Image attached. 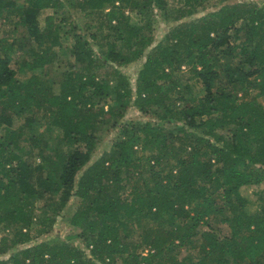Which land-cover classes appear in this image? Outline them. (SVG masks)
<instances>
[{
  "label": "trees",
  "instance_id": "obj_1",
  "mask_svg": "<svg viewBox=\"0 0 264 264\" xmlns=\"http://www.w3.org/2000/svg\"><path fill=\"white\" fill-rule=\"evenodd\" d=\"M84 1L88 14L105 15L89 33L61 13L63 0H0V17H18L14 37L0 36V225L11 235L0 238V253L49 232L54 217L35 213L37 199L61 193L64 204L71 190L80 202L69 220L88 246L42 239L0 264H264V204L249 211L242 191L264 182V102L238 95L254 79L264 100V7L224 5L171 26L145 54L133 90L119 67L113 86L96 69L144 55L155 8L181 2L173 11L184 16L204 0ZM61 34L73 39V59L59 63L55 81L41 71ZM90 38L100 40L97 51ZM17 51L31 70L24 78L12 65ZM132 103L154 105L161 122L125 123L77 177L99 129ZM210 213L228 234L200 229Z\"/></svg>",
  "mask_w": 264,
  "mask_h": 264
},
{
  "label": "rangeland",
  "instance_id": "obj_2",
  "mask_svg": "<svg viewBox=\"0 0 264 264\" xmlns=\"http://www.w3.org/2000/svg\"><path fill=\"white\" fill-rule=\"evenodd\" d=\"M64 6L60 9L61 13L63 15H66L68 18H70L73 22L80 25L84 31L85 28H87L88 24H93V29L97 27V25L100 24L101 21L105 20V15H102L101 17H97L96 15L88 14V3L84 0H63ZM147 2L146 0H143V3ZM242 3H250V4H257L260 7H264V0H204L201 4H198L195 9H193V13L188 15H179L180 12L173 11L175 8L180 6L181 2H174L171 3L170 8H168V12L165 13L160 9H154V13L151 16V28H152V40L149 45L144 50V55L137 60L129 63L128 65H117L114 62H108L105 66H101L97 68L98 75L101 77H104L108 80V83H111L113 86L116 82L115 77V69L116 67H119L120 70L126 75L127 81L129 82L130 87L135 90L137 85V76L138 71L145 60V54L150 51L157 43L160 41L166 32L170 29L171 26L176 25L182 21H188L194 17L205 15L208 13H211L213 11L219 10L224 5H231V4H242ZM116 4L127 13H131V8L129 6H125V4L120 5V1H117ZM53 8H43L39 12V18L41 26H44L45 24V17L47 14L53 12ZM16 16L9 15V16H2L0 17V36H4L7 34H10L8 37L11 39L15 35L14 31V24L16 20ZM92 25H89L91 27ZM89 33V31H87ZM61 38L63 41V44H56L52 47L53 53L56 52V57L52 62H48L44 66V70L41 71L44 76L52 79V80H59L63 75V70L66 67V64L64 66H60V62H63L67 59H73V56L71 55V52L69 50L70 45L73 43V39L71 37L66 38L64 34H61ZM91 39V38H90ZM93 46L97 49L99 48V41L100 40H94ZM22 56L20 51H17L14 54V58L12 60V65L17 68L18 75L22 78L26 77L31 73V70L22 69L20 67V63L22 61ZM39 71V70H38ZM259 88L256 85V80L252 79L251 82H249L245 88H242L238 91V95L241 98L249 99L251 97L257 96V98L264 102L262 100V96L258 95ZM114 93L113 90L110 89V94L108 96V101H112L114 99ZM134 99V96H133ZM159 113V110H158ZM157 111L155 110V106H149L146 109H142L139 106L135 105L134 103L130 104L128 108L126 109L123 116L119 119V122L117 124H113V122H109L107 125H103L99 129L100 137L98 139V142L95 146L91 149L90 159L87 161V163L82 167V169L79 171V175L88 168V166L93 163L96 159H98L105 151H108L111 149L112 144L116 137L119 134L120 128L125 124L129 122L134 121H152L155 123H160L161 120L159 118ZM20 121H16V124ZM223 130V129H222ZM221 130V131H222ZM4 131L0 130V134H2ZM227 133L225 130L223 131ZM142 154L143 151H140ZM29 161L32 162L33 165L38 164L40 161L39 156L32 155L31 158H29ZM169 167V164H168ZM169 169V168H168ZM44 171V170H43ZM38 172L34 173L33 178L36 179V175ZM38 176V175H37ZM264 187V182L258 185L253 186H243L242 191L244 194H246L249 198V201L247 203L246 208L249 211H255L262 207L264 204V195L262 194H256L254 192L255 189H260ZM63 195L61 193H58L56 195L51 193H46L44 195H41L39 199L36 201V208L35 213H39L42 215L43 218H52L54 217V222L52 226L50 227L51 230L42 236L36 238L35 240H30L28 242H23L20 244L13 245L7 252L0 253V258H4L10 255V253L20 250L23 247L30 245L32 243H35L42 239L47 238H53L57 237L59 239L68 241L73 244H77L81 246L83 249L88 250L87 242L85 239H83V236L80 233V229L77 226H74L71 224L69 217L72 212L75 211V209L78 207L80 202V197L77 196L74 193V190L70 191V194L67 195V200L64 204H61ZM44 210H46V213H44ZM48 211V212H47ZM206 222H203L200 229L205 230L212 228L216 233L219 235H225L230 232L229 225L227 222H224L220 220L219 217L215 215V213H210L208 217H206ZM10 228L5 225H0V238L4 235H7V237L11 238L10 234H7L10 232ZM12 234V233H11ZM188 253V249L184 246L181 248V254L184 255ZM118 264H121V260H119Z\"/></svg>",
  "mask_w": 264,
  "mask_h": 264
}]
</instances>
